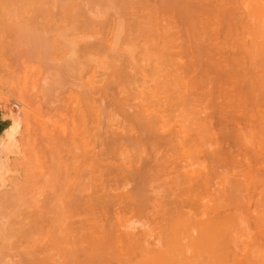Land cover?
<instances>
[{"label":"rangeland","instance_id":"rangeland-1","mask_svg":"<svg viewBox=\"0 0 264 264\" xmlns=\"http://www.w3.org/2000/svg\"><path fill=\"white\" fill-rule=\"evenodd\" d=\"M167 3L151 6L142 40L104 42L101 163L98 170L86 167L85 213L66 210L70 264H151L142 254L179 248L194 264L203 250L239 252L250 264H264V0ZM0 64L4 91H11ZM17 110L5 113L0 105L6 117ZM59 122L51 117L50 131L63 129ZM18 153L11 164L22 160ZM20 168L7 174L0 191L9 194L30 179L32 170L24 169V179ZM28 181L24 193L35 186L34 194L42 182L30 189ZM38 193L30 196L38 200ZM167 257L156 264H170Z\"/></svg>","mask_w":264,"mask_h":264},{"label":"bare ground","instance_id":"bare-ground-1","mask_svg":"<svg viewBox=\"0 0 264 264\" xmlns=\"http://www.w3.org/2000/svg\"><path fill=\"white\" fill-rule=\"evenodd\" d=\"M162 1L0 0V57L6 67L5 77L8 76L6 80L3 79L4 82H10L11 90L8 91L7 85L0 80V105L5 113L12 106L18 109L15 114H11L15 119L13 127L0 139V190L12 169L23 167L20 171L23 169L24 173L25 169L28 172L29 167L24 166L27 161L31 163L32 160H35L34 164L38 163V168L33 167L32 163L29 169V172L32 170V175L28 174L30 179L31 176L33 180L36 179V183L28 178L29 175L26 176V172L23 178L26 176L35 185L42 182L38 184L40 187L43 184V187H39L42 191L37 188V192H42L38 196L42 197L35 200L37 192L32 194L35 186L32 190L31 182L27 180L32 191L27 189L29 194L26 191L25 194L23 184L27 182L26 179L24 183L19 182L23 186L21 188L17 181L14 182L17 178L14 180L10 177L13 182L6 179L12 186L15 183L18 186L13 187L14 193L11 191V195L7 193L9 189L0 191V264H70L67 252L70 232L67 225L70 223L66 219L72 214L69 215L66 210L77 207L80 210L82 206L84 208L87 202L86 167L90 164L92 169L98 170L101 163L99 78L104 42L142 40L148 31L151 6L155 4L156 7L160 2L165 7L169 4L168 0L165 3ZM173 1L171 3L169 0L171 5L176 2ZM51 117L59 118L63 122V129L50 131ZM21 125L23 130L18 145L17 135ZM149 131L145 135L150 138L155 136L156 140L158 136L161 137V133ZM165 135L164 133L162 137ZM231 135L230 133V137ZM19 150L22 160L16 162L11 159V164L10 155L19 154ZM71 162L76 171L70 168ZM36 169L42 173V179ZM71 170L75 174L73 187L69 185ZM35 173L38 174L37 177L34 176ZM30 194L34 196L31 197ZM27 196L35 200L33 205ZM28 200L32 202L30 206L27 204ZM19 201L23 204L22 207L26 202V215L29 210L32 213L36 201H41V206L36 207L46 212H40L46 216L41 217L35 207L34 213H38L33 216L35 219L31 213L30 218H27L23 215L25 209L19 207ZM31 206L33 208L29 209ZM200 237L204 240L202 234ZM223 251L220 256H216L215 252L203 250L195 264H216L218 261L224 264L230 260L228 256L233 257V264H250L252 261L248 255L244 257L239 252L236 254L232 251L228 254V251ZM184 253L183 248L168 254L151 249L147 255L142 256L151 264L160 262L168 255L170 264H194L183 259Z\"/></svg>","mask_w":264,"mask_h":264},{"label":"water","instance_id":"water-1","mask_svg":"<svg viewBox=\"0 0 264 264\" xmlns=\"http://www.w3.org/2000/svg\"><path fill=\"white\" fill-rule=\"evenodd\" d=\"M13 117H6L0 111V139L13 127L15 122V119Z\"/></svg>","mask_w":264,"mask_h":264}]
</instances>
